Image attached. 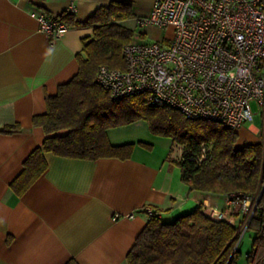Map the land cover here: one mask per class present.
Instances as JSON below:
<instances>
[{
	"label": "crops",
	"instance_id": "1",
	"mask_svg": "<svg viewBox=\"0 0 264 264\" xmlns=\"http://www.w3.org/2000/svg\"><path fill=\"white\" fill-rule=\"evenodd\" d=\"M154 1L131 0L134 15H148ZM108 3L0 0V264H66L71 259L125 264L148 220L147 207L166 222L199 206L204 212L227 210L237 227L244 220L239 203L228 205L226 195L190 190L169 154L139 145L124 159L45 153L47 168L36 181L20 196L10 189L23 161L46 136L33 117L46 112L45 95L55 94L77 73L76 57L93 37L86 21ZM71 5L77 24L50 42L37 16H57ZM257 129H240L238 144L257 142ZM244 131L254 138H245Z\"/></svg>",
	"mask_w": 264,
	"mask_h": 264
},
{
	"label": "trees",
	"instance_id": "2",
	"mask_svg": "<svg viewBox=\"0 0 264 264\" xmlns=\"http://www.w3.org/2000/svg\"><path fill=\"white\" fill-rule=\"evenodd\" d=\"M49 15V14H48ZM74 13L65 11L54 19L75 25ZM51 16V15H50ZM137 17L131 0H109L86 21L93 37L77 55L78 71L55 94L45 95L46 112L32 122L45 133L40 146L23 161L22 171L10 189L22 195L46 170L45 153L95 160L103 157L128 158L135 145L151 149L148 143L114 145L108 140L112 127L146 120L150 130L170 136L181 146L179 159L171 158L181 171V180L190 190L222 195L259 197L247 229L252 244L245 255L247 264H264V155L259 142L238 144L239 134L223 124L189 119L167 106L149 103L146 94L113 98L95 81L102 65L122 68V48L133 39L134 31L126 21ZM212 158L197 164L201 146ZM238 227L227 220L209 217L201 206L171 222L161 220L154 211L125 257V264H238L241 255L235 248ZM245 230V231H246ZM66 264H78L71 259Z\"/></svg>",
	"mask_w": 264,
	"mask_h": 264
},
{
	"label": "built area",
	"instance_id": "3",
	"mask_svg": "<svg viewBox=\"0 0 264 264\" xmlns=\"http://www.w3.org/2000/svg\"><path fill=\"white\" fill-rule=\"evenodd\" d=\"M69 12H75L73 5ZM37 21L50 42L68 29L48 14L38 15ZM136 23L140 31L121 51L124 66L100 65L96 83L113 98L146 94L152 105L237 132L259 114L261 124L254 134L264 155V0H155L148 16L137 17ZM148 25L170 29V36L144 40L142 29ZM211 158L210 149L202 145L195 161ZM258 197V192L226 196L228 205L239 203L244 213L235 248ZM146 211L153 213L150 207ZM205 213L232 222L227 210L210 208Z\"/></svg>",
	"mask_w": 264,
	"mask_h": 264
},
{
	"label": "rangeland",
	"instance_id": "4",
	"mask_svg": "<svg viewBox=\"0 0 264 264\" xmlns=\"http://www.w3.org/2000/svg\"><path fill=\"white\" fill-rule=\"evenodd\" d=\"M125 24L131 27L134 32L140 31L139 26L134 20L126 21ZM142 30L146 32V35H143L142 39L150 41V42L158 41L161 39L162 36H168V37L170 36V29L163 30V29L157 28L154 25H148L147 27H144ZM252 107H253V110L256 109V106L254 104H252ZM260 124H261V120L258 114L254 117L251 123L245 124L243 128L247 129L248 125H255L256 127H259ZM244 133L246 134L245 138H248V139L254 138V136L251 134H248L247 131H244ZM108 136L110 140L116 141V142L133 141L136 144H139V142L148 143L151 145V148L153 147V149H155L157 153H163L165 155L169 154L170 158H173V159H179L182 154L181 146H179L172 139V137L160 136V135L153 133L150 130L148 123L144 119H140L131 124L112 127L111 129L109 128ZM255 136L257 137V135ZM238 207H239L240 212L244 214L243 208L241 207V205H238ZM251 235H252V232L250 230H246L243 233V235H241L240 237L238 247L241 248L242 254L238 258V264H247L246 259H245V253L251 248V244H252Z\"/></svg>",
	"mask_w": 264,
	"mask_h": 264
}]
</instances>
